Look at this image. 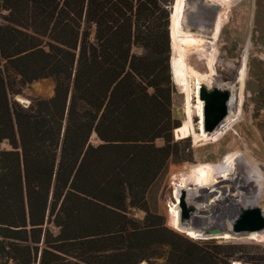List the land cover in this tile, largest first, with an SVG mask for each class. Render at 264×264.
<instances>
[{
  "label": "trees",
  "instance_id": "1",
  "mask_svg": "<svg viewBox=\"0 0 264 264\" xmlns=\"http://www.w3.org/2000/svg\"><path fill=\"white\" fill-rule=\"evenodd\" d=\"M171 2L0 0V264H138L165 245L168 264H232L148 207L187 159L173 139ZM4 60L24 83L52 78L54 95L12 100Z\"/></svg>",
  "mask_w": 264,
  "mask_h": 264
},
{
  "label": "rangeland",
  "instance_id": "2",
  "mask_svg": "<svg viewBox=\"0 0 264 264\" xmlns=\"http://www.w3.org/2000/svg\"><path fill=\"white\" fill-rule=\"evenodd\" d=\"M231 2L228 8V18L217 41L218 60L212 75V80L214 81L211 85H207L208 87H223L224 82H236L237 68L246 55L248 77L244 86L242 106L239 109V107L237 108V103L233 104L231 114L233 123L231 122L230 124L233 125L229 127L220 140L195 144L185 126L184 113L182 112L183 93L172 79L174 87L172 113L177 122V127L173 130V139L180 145V155L187 159L171 162L166 171L149 187L146 197L149 210L158 215L156 220L164 221L167 228L192 240L197 244V249L219 254V256L227 252H235L232 264H243L244 260L252 264L253 261H261L264 258V239L258 240L245 235L232 236L230 238L197 239L173 228L168 223L167 217L168 203L170 200L174 201L173 177L185 164L198 161L221 162L225 155L235 150L242 153L247 158V162L243 160L242 163L236 164L230 174L226 177L218 176L211 187L202 188L198 190V193L192 191L188 194L186 188L184 189L186 203L189 206H194V208L196 205L197 209H194V211L197 210L199 213L203 211V214L206 215L205 217H192L190 213L184 221L194 225H202L204 223L209 226L227 225L230 219L235 216L238 208L244 205H253L255 202V196L253 195L258 194L263 195V199L258 203L261 207L264 206L263 185L252 182L248 189L241 186L243 177L249 183V178L252 174L251 168H264V155L261 150L264 149V0H231ZM221 8L220 4L215 0H186L185 28L203 32V34L206 33V35L210 36L209 31L212 20ZM209 45H205V50L210 49ZM206 55V51L194 49L189 54L188 60L194 66L206 72ZM1 67L11 82V85H9L10 98L23 107H29L35 98H50L54 95L55 81L52 78H40L24 83L21 81V76L7 66L5 60L2 61ZM204 84L206 83L204 82ZM236 94L237 90L235 89L234 95L236 97L234 96V100L239 97ZM15 95L27 98L29 103L24 104ZM194 119L196 120L197 117H194ZM255 134L260 139L261 148L255 144V139H251L248 143L246 142V136L250 135L251 137V135L254 136ZM91 142L94 144L98 142L95 134L92 135ZM156 143L157 145H162L164 141L158 139ZM3 146L7 147V144ZM130 213L139 220H143L146 215V212L141 208H130ZM48 226L53 234L58 233L59 230L53 223H49ZM206 229L205 227L204 230ZM164 235L166 239L169 238L167 234L164 233ZM169 240L171 239L169 238ZM182 244L188 249L194 248L185 242H182ZM169 252V246H162L153 255L142 259L138 264L142 262L147 264H168Z\"/></svg>",
  "mask_w": 264,
  "mask_h": 264
},
{
  "label": "bare ground",
  "instance_id": "3",
  "mask_svg": "<svg viewBox=\"0 0 264 264\" xmlns=\"http://www.w3.org/2000/svg\"><path fill=\"white\" fill-rule=\"evenodd\" d=\"M215 1H217L222 8L217 12L214 28L210 36L206 35V33L203 34V32L201 33L196 30H188V28L187 29L185 28V26L183 25V20L185 15L184 13L186 7V0H173V2L171 3L172 4L171 34H172L173 79L174 82L177 84L178 88L183 93L184 99H183L182 112L184 113L185 126L188 134L192 136L195 144H199V143L204 144L208 142L218 141L221 139V137H223L224 133L227 132L229 127L233 125V124L230 125L232 122V118H231V114L233 110L232 107L234 103L235 104L237 103V108L238 107L239 109L241 108L244 98V86L247 82V77H248L247 56L245 55L243 57L241 64L237 68L236 82H224L222 85L223 87L218 86L220 88H227L230 91L228 114L214 130L212 131L205 130L204 116H203L204 102L199 96L200 86L204 84V82L206 83L205 84L206 86L211 85L212 82L214 81L212 80L213 79L212 75L214 74L218 60L217 41L220 37L222 27L226 19L228 18V8L232 3L231 0H215ZM208 44H210L209 45L210 49L205 50L206 47L205 45ZM194 49L197 51L200 50L207 52L205 58V64L207 67L206 72L200 70L199 67L194 66L188 60L189 54ZM235 89L237 90V94L239 95V97H237L234 100ZM17 98L20 99L24 104L29 103L27 98L21 95H18ZM196 116L198 117L196 119L197 122L194 119V117ZM246 133L248 134V132ZM249 137L250 135L245 137L247 143L251 141V139H255L256 141L255 144H257V146L261 148L259 144L260 139L257 136V134H255L254 136L251 135L250 138ZM237 138L239 139V137ZM261 150L264 155V149ZM243 160L247 162V158L242 153L235 150L225 155L221 162L198 161L195 163L185 164L182 167V169L173 177L172 184L174 190L173 191L174 201L170 200L167 206L168 223L176 230L183 231L187 233L189 236L197 239L214 238V237L230 238L232 236H235L232 235L227 230L215 234L206 232L204 228L206 227L207 223L197 226L184 221L181 217L180 196L182 190H184L185 188L188 191V194H190L192 191L193 192L196 191L198 193V190L202 188L211 187L213 183L217 180L218 176L226 177L228 174H230L231 171L234 170L236 164L240 162L242 163ZM251 171H252L251 177L250 178L248 177L249 183L248 180L245 177H243V180L241 181V186L243 188L248 189L250 184H252V182L253 183L255 182L257 184H260L261 186L263 185L264 187V168L253 167L251 168ZM253 196H255L254 204H259L258 202L259 201L261 202V200L263 199V195L261 196L260 194ZM262 208L264 209V206ZM195 209H197L196 205H195ZM191 216L205 217L206 215L203 214V211L199 213L197 210H195L191 214ZM230 222L227 224V226H230ZM245 236L250 238H256L258 240H263L264 229L260 231H252L246 234ZM142 264H147V263L143 262Z\"/></svg>",
  "mask_w": 264,
  "mask_h": 264
},
{
  "label": "water",
  "instance_id": "4",
  "mask_svg": "<svg viewBox=\"0 0 264 264\" xmlns=\"http://www.w3.org/2000/svg\"><path fill=\"white\" fill-rule=\"evenodd\" d=\"M169 35H170V67L173 79V65H172V4L169 6ZM216 14L211 23L210 35L214 28ZM184 25V20H183ZM174 81V79H173ZM18 95H15L17 98ZM199 96L204 102L203 116H204V129L207 131L214 130L220 122L225 118L229 111L230 91L227 88L208 87L205 84L200 86ZM197 117V116H196ZM198 118V117H197ZM185 190H182L180 196L181 217L184 220L190 213L194 212V206H189L185 199ZM230 226H209L206 225V232L219 233L225 230L229 231L232 235H246L252 231H260L264 229V209L258 205H244L240 206L236 211L233 218L230 219ZM194 225V224H193ZM198 226V225H197ZM143 263V262H142ZM141 263V264H142Z\"/></svg>",
  "mask_w": 264,
  "mask_h": 264
},
{
  "label": "snow or ice",
  "instance_id": "5",
  "mask_svg": "<svg viewBox=\"0 0 264 264\" xmlns=\"http://www.w3.org/2000/svg\"><path fill=\"white\" fill-rule=\"evenodd\" d=\"M191 235V234H190Z\"/></svg>",
  "mask_w": 264,
  "mask_h": 264
}]
</instances>
